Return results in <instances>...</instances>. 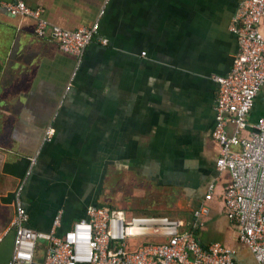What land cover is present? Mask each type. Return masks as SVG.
<instances>
[{
    "label": "crops",
    "instance_id": "1",
    "mask_svg": "<svg viewBox=\"0 0 264 264\" xmlns=\"http://www.w3.org/2000/svg\"><path fill=\"white\" fill-rule=\"evenodd\" d=\"M16 1L65 29L98 19L106 42L94 37L73 74L74 56L51 35L37 37L32 20L7 13ZM241 1L0 0V264L12 255L14 190L32 157L21 199L27 227L40 235L52 231L59 212L57 235L88 206L124 211L123 199H148L155 215L186 221L203 203L209 213L192 226L198 240L232 249L235 264H256L224 214L228 174L215 167L219 148L210 135L212 75L226 74L238 50L229 24ZM259 28L264 33V18ZM258 117L264 84L247 120ZM48 126L54 134L45 142ZM35 246L42 263L49 243L41 237Z\"/></svg>",
    "mask_w": 264,
    "mask_h": 264
},
{
    "label": "built area",
    "instance_id": "2",
    "mask_svg": "<svg viewBox=\"0 0 264 264\" xmlns=\"http://www.w3.org/2000/svg\"><path fill=\"white\" fill-rule=\"evenodd\" d=\"M7 13L34 22L37 37L51 35L58 48L76 59L75 74L85 46L97 36L98 19L88 26L70 30L51 25L40 9L22 1L8 3ZM102 15L99 12L98 17ZM264 18V0H243L231 17L229 30L235 35L238 50L226 74L212 75L217 84L211 138L219 148L215 167L225 170L228 180L223 189V211L232 222L239 244L247 248L256 264H264V117L247 120L249 110L264 84V33L259 24ZM141 55H144L141 52ZM54 128L48 126L43 141H50ZM29 168L14 190L13 251L7 264H235V252L219 241L203 245L192 226L208 212L201 203L191 212V220L165 216L127 217L122 210L88 206L84 218L72 223L61 235L63 213L55 216L53 229L40 235L27 227L28 215L21 195ZM213 185L206 186L204 200L211 198ZM44 237L49 247L42 263L34 259L36 244ZM148 237L160 242L136 246L124 241Z\"/></svg>",
    "mask_w": 264,
    "mask_h": 264
},
{
    "label": "rangeland",
    "instance_id": "3",
    "mask_svg": "<svg viewBox=\"0 0 264 264\" xmlns=\"http://www.w3.org/2000/svg\"><path fill=\"white\" fill-rule=\"evenodd\" d=\"M121 200V199H120ZM129 201L126 202V199H123L120 208H122L127 217H134V216H155V211L152 209L155 208V204H152L148 199H128ZM155 202V199H153ZM105 205L112 206L115 210H118L117 206H114L113 203H105ZM150 206V207H149ZM140 208H143L142 210ZM181 213V212H179ZM180 215V214H178ZM156 216H167L169 218L176 217L174 212L171 213H160ZM126 244H134L136 246L148 243H157L160 242L158 239L142 237V238H134L128 239L124 241Z\"/></svg>",
    "mask_w": 264,
    "mask_h": 264
}]
</instances>
